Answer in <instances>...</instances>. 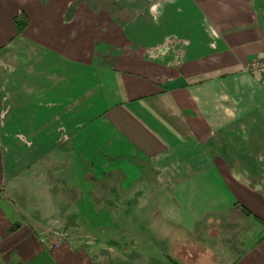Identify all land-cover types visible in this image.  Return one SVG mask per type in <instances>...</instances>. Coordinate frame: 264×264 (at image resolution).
I'll use <instances>...</instances> for the list:
<instances>
[{"label":"crops","instance_id":"crops-1","mask_svg":"<svg viewBox=\"0 0 264 264\" xmlns=\"http://www.w3.org/2000/svg\"><path fill=\"white\" fill-rule=\"evenodd\" d=\"M67 2L0 0V264H98L79 224L110 223L112 176L214 264H264V75L245 71L264 55V0L133 9L121 40L175 36L197 55L132 73L96 62Z\"/></svg>","mask_w":264,"mask_h":264},{"label":"rangeland","instance_id":"rangeland-1","mask_svg":"<svg viewBox=\"0 0 264 264\" xmlns=\"http://www.w3.org/2000/svg\"><path fill=\"white\" fill-rule=\"evenodd\" d=\"M43 1L52 2V4L62 2V0ZM69 1H72L73 8L67 11L65 16L77 23L80 39L85 36L84 34L87 37H93L94 55L98 64L105 61L111 68L117 67L132 73L135 70L136 61H144L149 66L172 68L181 66L187 56L197 55L196 49L189 41L175 36L164 37L154 46L147 47H137L130 40L128 42L121 40L122 29L125 30L130 22L138 19L133 9L156 6V4L159 8L165 5V0ZM14 22L23 26L26 23L25 16L15 17ZM135 58L137 59L134 60ZM69 162L68 159L61 161L62 170L65 169V172L70 168ZM58 165L57 161H50L49 166L50 169H54ZM118 179L117 176L105 178V183L108 185L103 186L105 194L109 196V206L105 210L110 215V223L107 225L99 223L93 227L87 223L79 224L83 230L80 242L96 252L95 258L98 264L215 263L213 259L216 257L212 253L204 252L207 242L192 239L181 230L174 232L169 225L165 224L158 211L159 199L155 198L151 203L148 192L141 195L134 188L125 190L126 186H122L121 182L118 183ZM101 184L102 182H99V188H102ZM100 195V191L95 193L97 202L95 212L99 217L102 212ZM77 196L80 197V194L78 193ZM78 217V219L81 218ZM261 223L264 224L262 221ZM171 231L178 239L167 242L165 238ZM150 232L153 233V240ZM147 235L150 236L147 238ZM172 235L168 237L172 239ZM52 242L58 243L57 238Z\"/></svg>","mask_w":264,"mask_h":264},{"label":"built area","instance_id":"built-area-1","mask_svg":"<svg viewBox=\"0 0 264 264\" xmlns=\"http://www.w3.org/2000/svg\"><path fill=\"white\" fill-rule=\"evenodd\" d=\"M245 71L255 75H264V55L249 62L245 67Z\"/></svg>","mask_w":264,"mask_h":264},{"label":"trees","instance_id":"trees-1","mask_svg":"<svg viewBox=\"0 0 264 264\" xmlns=\"http://www.w3.org/2000/svg\"><path fill=\"white\" fill-rule=\"evenodd\" d=\"M15 24H16V26H17V31H18V32H21V30H22V25L19 26V25H18V22H15Z\"/></svg>","mask_w":264,"mask_h":264}]
</instances>
